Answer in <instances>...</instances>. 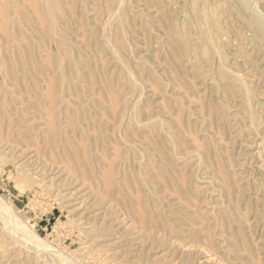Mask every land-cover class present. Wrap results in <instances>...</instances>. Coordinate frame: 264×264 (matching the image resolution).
<instances>
[{"label": "rangeland", "instance_id": "rangeland-1", "mask_svg": "<svg viewBox=\"0 0 264 264\" xmlns=\"http://www.w3.org/2000/svg\"><path fill=\"white\" fill-rule=\"evenodd\" d=\"M32 1H20L18 20L8 18V33L19 46L5 52L20 53L25 71L32 69L6 114L16 125H8L0 110V264H264V41L257 42L246 27L247 12L236 0H56L55 48L48 39L51 29L37 18L39 10L27 7ZM254 2L264 16V0ZM19 38L27 41L24 47ZM56 51L63 71L51 63ZM50 73L56 75L51 79ZM59 73L73 86L65 98L69 104L50 107L56 110L52 121L45 89L56 84ZM62 82L58 88H68ZM108 104L116 109L111 118ZM118 108L126 110L125 118ZM58 123L63 131L52 132ZM17 125L21 139L10 130ZM126 129L134 131L132 137ZM22 223L40 242L21 237ZM102 228L111 233L95 239Z\"/></svg>", "mask_w": 264, "mask_h": 264}, {"label": "bare ground", "instance_id": "bare-ground-1", "mask_svg": "<svg viewBox=\"0 0 264 264\" xmlns=\"http://www.w3.org/2000/svg\"><path fill=\"white\" fill-rule=\"evenodd\" d=\"M20 1L21 0H0V41H2L3 42V46L1 45L0 46V99H3V103H4V105L2 106V107H0V110H2L3 111V113L1 114V117L3 118V119H5V121H6V123H8V125H11V124H14V125H16L15 124V120H8V117L6 116V114H7V112L9 111V106H11V104H12V106H13V99H12V97H13V95H14V97H15V95H16V93H18L17 92V89L19 88V87H21L22 86V84L23 83H21L22 81L21 80H23V76L24 75H26L28 78H26V76L24 77V80H26V79H31V73H30V70L32 69V67H30L31 69H28V70H26L25 71V67H23V64H21V58H22V60H23V57L22 56H20L19 54L20 53H16L15 52V54H12L11 52V54H12V56L10 55H7L6 54V52H7V50H11V49H13V50H17V46H19V43L17 42V40H15V36L13 35V34H10V33H8V27H9V20H8V18H9V16H19V14L21 13V11H20ZM29 1V0H28ZM71 1V0H70ZM80 1V0H79ZM91 1V0H90ZM121 0H119L117 3H119ZM237 1V3H238V5L240 6V9L242 10V11H246L247 12V15H248V19H243V21L245 22V24L247 25L246 27H248V28H250L252 31H253V33H254V38L257 40V42H261V41H264V16L262 15V13H260L259 12V10L257 9V6H256V4H255V2H254V0H236ZM30 2H31V0H30ZM32 2H34V0L32 1ZM55 2H56V0H36L33 4H31V3H29V5L27 6V7H29L28 9H30V8H32V10H39V12L38 11H33L35 14H37L36 12H38L39 13V17H37V18H39V19H42V20H40L39 22H43V25H46L47 24V26H48V28H50L51 29V33L53 34L51 37H49L48 39H49V42H50V45H52V46H56L57 47V45L60 43V41H59V43H58V38H57V35H58V32H57V27H56V22L54 21V19L55 18H53V15H55L56 14V4H55ZM59 2V1H58ZM61 2V1H60ZM64 2V1H63ZM231 2V1H230ZM22 3V2H21ZM121 4H123L122 2H120ZM165 3V2H164ZM163 3V4H164ZM58 4V3H57ZM190 4V3H189ZM27 5V4H26ZM32 5V6H31ZM34 5V6H33ZM91 5V4H90ZM9 6V7H8ZM31 6V7H30ZM64 6H66L65 4H64ZM69 6V5H68ZM113 6V5H112ZM115 6V5H114ZM122 6V5H121ZM125 6V5H124ZM105 7V6H104ZM34 8V9H33ZM59 8V7H58ZM61 8V7H60ZM86 8V7H85ZM116 8H118V7H116ZM79 9V8H78ZM89 9H91V8H89ZM104 9V8H103ZM113 9H115V8H113ZM121 9V8H120ZM147 9V8H146ZM31 10V9H30ZM59 10V9H58ZM116 10V9H115ZM166 10V9H165ZM172 10H174V8L172 9ZM228 10V9H227ZM66 11H70V9H67ZM201 11H202V9H201ZM11 12H13V14H9V13H11ZM20 12V13H19ZM116 12H118V11H116ZM115 12V13H116ZM162 12V11H161ZM184 12V11H183ZM202 12H204V10L202 11ZM201 12V13H202ZM227 12V11H226ZM34 13H32V14H34ZM55 13V14H54ZM57 13H59V12H57ZM67 13V12H66ZM88 13V12H87ZM31 14V15H32ZM34 14V15H35ZM62 14H63V12H62ZM62 14H60V15H62ZM109 14V13H108ZM117 14V13H116ZM172 14V13H171ZM69 15V14H68ZM71 15V14H70ZM74 15V14H73ZM89 15H90V13H89ZM100 15V14H99ZM112 16V15H111ZM192 16V15H191ZM206 16V15H205ZM229 16V15H228ZM49 17V20H47V18ZM57 17V16H56ZM60 17V16H59ZM65 17V16H64ZM69 17V16H68ZM71 17H73V16H71ZM17 17H15L14 19H16ZM34 18H36L35 16H34ZM108 18H110L111 19V17H110V15H109V17ZM117 18V17H116ZM230 18V17H229ZM39 19H37V20H39ZM58 19V18H57ZM17 20H18V18H17ZM119 20V19H118ZM229 20V19H228ZM12 21V20H11ZM77 21V20H76ZM79 21V20H78ZM108 23H110V21L111 20H109L108 19ZM226 21V20H225ZM63 22V21H62ZM120 22V21H119ZM161 22V21H160ZM211 22V21H210ZM11 23V22H10ZM15 23V22H14ZM19 23H21V22H19ZM25 23V22H24ZM73 23V22H72ZM227 23H228V21H227ZM226 23V24H227ZM236 23V22H235ZM15 24H17V23H15ZM22 25V23L20 24V26ZM26 25V24H25ZM35 25H38V24H35ZM42 24H40V26H42V27H44ZM87 25H88V23H87ZM119 25H121V24H119ZM17 26V25H16ZM19 26V27H20ZM39 26V25H38ZM46 26V27H47ZM92 26V25H91ZM109 26V25H108ZM107 26V27H108ZM233 26V25H232ZM245 26V25H244ZM13 27V26H12ZM18 27V26H17ZM16 27V28H17ZM89 27V26H88ZM224 27V26H223ZM15 28V29H16ZM79 28V27H78ZM196 28V27H195ZM241 28V27H240ZM257 28V30H255ZM22 30L24 29L25 30V28H21ZM38 29H40V28H38ZM43 29V28H42ZM45 29V28H44ZM96 29V28H95ZM110 29V28H109ZM121 29V28H120ZM229 29V28H228ZM233 29V28H232ZM237 29V28H236ZM29 30V29H28ZM97 30V29H96ZM174 30V29H173ZM240 30V29H239ZM11 31L13 32V30H12V28H11ZM17 31V30H16ZM40 31H41V29H40ZM44 31V30H43ZM48 31V30H47ZM77 31V30H76ZM80 31V30H79ZM98 31V30H97ZM103 31V30H102ZM101 31V29H100V31L99 32H102ZM107 31H108V28H107ZM122 31V29L119 31V32H121ZM197 31V30H196ZM233 31V30H232ZM244 31V30H243ZM246 31V30H245ZM17 32H19V31H17ZM16 32V33H17ZM28 32V31H27ZM42 32V31H41ZM234 32V31H233ZM236 32V31H235ZM14 33V32H13ZM39 33V32H38ZM82 33H83V31H82ZM85 33V32H84ZM104 33V32H103ZM103 33H101V34H103ZM180 33V32H179ZM183 33V32H182ZM41 34V33H40ZM121 34H122V37H124L123 35V32H121ZM228 34V33H227ZM232 34V33H231ZM235 34V33H234ZM19 35H21V33L19 32ZM31 35V34H30ZM60 35V34H59ZM62 35V34H61ZM104 35H105V33H104ZM103 35V36H104ZM163 35H165V34H163ZM162 35V36H163ZM187 35V34H186ZM237 35V34H236ZM24 36V35H23ZM102 36V35H101ZM118 36V35H117ZM143 36V35H142ZM161 36V37H162ZM175 36H176V34H175ZM179 36V35H178ZM225 36V35H224ZM228 36V35H227ZM242 36V35H241ZM20 37H22V35L20 36ZM39 37V36H38ZM45 37H46V39L45 40H47V35L45 34ZM45 37H43V38H45ZM62 37V36H61ZM76 37V36H75ZM80 37H83V34H82V36L80 35ZM108 37V36H107ZM79 38V37H78ZM104 38H106V37H104ZM141 38H143V37H141ZM140 38V39H141ZM151 38V37H150ZM186 38V37H185ZM237 38V37H236ZM17 39V38H16ZM20 39V38H19ZM18 39V40H19ZM62 39V38H61ZM77 39V38H76ZM92 39V38H91ZM103 39V38H102ZM153 39V38H152ZM39 40H42L43 41V39H39ZM106 40H108V39H106ZM111 40V39H110ZM136 40V39H135ZM240 40V39H239ZM20 42H22V45H23V43L25 44V42H27L26 40H25V42L24 41H22L21 39L19 40ZM48 41V40H47ZM80 41V40H79ZM82 41V40H81ZM114 41V40H113ZM153 41V40H152ZM156 41V40H155ZM161 41V40H160ZM63 42H64V40H63ZM104 42H105V44L107 43V41H105V39H104ZM112 42V41H111ZM118 42V41H117ZM125 42V41H124ZM134 42V41H133ZM142 42H143V40H142ZM170 42V41H169ZM38 43V42H37ZM126 43V42H125ZM164 43V42H163ZM241 43V42H240ZM239 43V44H240ZM244 43V42H243ZM264 43V42H263ZM42 44V43H41ZM47 44V46H48V44L49 43H46ZM84 44V43H83ZM93 44V43H92ZM101 44V43H100ZM28 45H29V43H28ZM28 45H25V50H27L26 48H28L29 46ZM61 45V44H60ZM63 45H64V43H63ZM107 45H109L108 43H107ZM118 45H121V44H119L118 43ZM136 45V44H135ZM169 45V44H168ZM244 45V44H243ZM28 46V47H27ZM35 46V45H34ZM39 46V45H38ZM42 46V45H41ZM45 46V45H44ZM67 46V45H66ZM131 46V45H130ZM143 46V45H142ZM144 46H145V44H144ZM23 47H24V45H23ZM36 47V46H35ZM55 47V48H56ZM98 47V46H97ZM129 47V46H128ZM133 47V46H132ZM239 47V46H238ZM18 48H20V47H18ZM34 48V47H33ZM37 48V47H36ZM43 49H44V47H42ZM69 48V47H68ZM130 48V47H129ZM145 48V47H144ZM143 48V49H144ZM162 48V47H161ZM243 48V47H242ZM29 49V48H28ZM35 49V48H34ZM39 49V48H38ZM45 49H47V47L45 48ZM98 49V48H97ZM110 49V48H109ZM136 50H137V48H135ZM164 49V48H163ZM40 50V49H39ZM63 50V49H62ZM114 50V49H113ZM130 50V49H129ZM128 50V51H129ZM6 51V52H5ZM48 51H49V49H48ZM61 51V50H60ZM110 51L112 52V53H115V52H113L111 49H110ZM133 51V50H132ZM135 51V50H134ZM178 51V50H177ZM3 52H5V53H3ZM18 52V51H17ZM28 52V51H27ZM99 52V51H98ZM117 52V51H116ZM185 52V51H184ZM215 52V51H214ZM8 53V52H7ZM23 53V52H22ZM49 53V52H48ZM56 53H57V51H56ZM62 53V52H61ZM96 53V52H95ZM124 53V52H123ZM130 53V52H129ZM172 53V52H171ZM58 54V53H57ZM100 54V53H99ZM116 54V53H115ZM125 54V53H124ZM132 54H134V53H132ZM142 54V53H141ZM23 55V54H22ZM26 55V54H25ZM29 55V54H28ZM63 55V54H62ZM62 55H61V57H62ZM65 55L66 54H64V57H65ZM70 55H71V53H70ZM117 55V54H116ZM131 55V54H130ZM216 55H217V53H216ZM101 56V55H100ZM154 56V55H153ZM48 57H50V56H48ZM48 57H47V59H48ZM117 57V59L119 58L118 56H115L114 58H116ZM9 58H11V59H13L14 60V62L16 63H14L15 64V66L14 67H9V66H7V62L9 61ZM26 58V57H25ZM28 59H29V57H27ZM26 58V59H27ZM66 58V57H65ZM64 58V59H65ZM78 58H82V57H79V55H78ZM96 58H99V55H98V57H96ZM154 58V57H153ZM27 59V60H28ZM46 59V60H47ZM50 59L51 58H49V61H50ZM62 59H63V57L62 58H60V56H59V54H58V56H56L55 58H53L52 60H51V63H53L54 65H56V66H58V68H59V70L57 69V67H56V70H58V71H60V70H62V65L63 64H61V61H62ZM91 59V58H90ZM95 59V58H94ZM100 59V58H99ZM102 59V58H101ZM121 59V58H120ZM69 60V59H68ZM79 60V59H78ZM111 60V59H110ZM109 60V61H110ZM139 60V59H138ZM25 61V60H24ZM23 61V62H24ZM29 61V60H28ZM67 61V60H66ZM71 61H72V59H71ZM101 61V60H100ZM103 61V60H102ZM118 61H120V60H118ZM117 61V62H118ZM68 62V61H67ZM98 62V61H97ZM103 62H105V61H103ZM9 63V62H8ZM25 63V62H24ZM30 63V62H29ZM124 63V62H123ZM141 63V62H140ZM143 63H145V62H143ZM251 63V62H250ZM10 64V66H11V63H9ZM31 64V63H30ZM29 64V65H30ZM37 64V63H36ZM81 64V63H80ZM84 64V63H83ZM94 64V63H93ZM101 64V63H100ZM120 64H122L121 62H120ZM243 64V63H242ZM22 65V66H21ZM27 65V64H26ZM40 65V64H39ZM48 66H50V64H47ZM75 65V64H74ZM126 65V64H125ZM246 64H244V66H245ZM255 65V64H254ZM81 66V65H80ZM98 66V65H97ZM123 66V68H125L124 67V65H122ZM51 67V66H50ZM120 67V66H119ZM222 67V66H221ZM35 68V67H34ZM40 68V67H39ZM52 68H54V67H52ZM80 68V67H79ZM102 68V67H101ZM101 68H100V71H101ZM127 68H128V66H127ZM246 68V67H245ZM136 69V68H135ZM224 69V68H223ZM50 70V69H49ZM124 71H125V69H123ZM128 70V69H127ZM127 70H126V72H127ZM256 70H258V69H256ZM34 71V70H33ZM42 71V70H41ZM51 71V70H50ZM53 71H55V70H53ZM63 71V70H62ZM77 71V70H76ZM80 71V70H79ZM85 71H86V68H85ZM92 71V70H91ZM90 71V72H91ZM95 71V70H94ZM130 71V70H129ZM136 71V70H135ZM166 71V70H165ZM169 71V70H168ZM239 71V70H238ZM247 71V70H246ZM258 71H260V70H258ZM26 72V73H25ZM36 72V71H35ZM52 72V71H51ZM237 72V71H236ZM243 72H245V70L243 71ZM261 72V71H260ZM76 73H78V72H76ZM128 73V72H127ZM250 73V72H249ZM256 73V72H255ZM262 73V72H261ZM17 74H19V76H17ZM37 74H39V73H37ZM41 74H45V73H43V72H41ZM51 74V73H50ZM55 74V73H54ZM54 74H53V76H54ZM95 74V73H94ZM121 74V73H120ZM126 74V73H125ZM234 74V73H233ZM236 74V73H235ZM36 75V74H35ZM40 75V74H39ZM46 75V74H45ZM56 75V74H55ZM71 75V74H70ZM153 75V74H152ZM164 75V74H163ZM226 75V74H225ZM245 75V74H244ZM254 75V74H253ZM37 76V75H36ZM52 74H51V79H52ZM59 76V77H58ZM58 76L55 78L56 80V84H54L53 82H51L49 85L51 86L50 88H48L47 87V89H48V91H47V89H45L46 90V93H47V95L49 96L48 98H50V102H49V104H52V106H48L49 107V111L51 110V108H55L57 105H61V104H65V103H68V100H66L65 98H66V94H67V91L73 86L72 84L73 83H71V82H69L68 80H66V78H65V76H62V74H58ZM62 76V77H61ZM121 76V75H120ZM130 75H128V77H129ZM145 76V75H144ZM236 76V75H235ZM238 76V75H237ZM248 76V75H247ZM255 76V75H254ZM38 77V76H37ZM42 77V76H41ZM41 77H39L38 79H40ZM71 77H72V75H71ZM70 77V78H71ZM83 77V76H82ZM94 77V76H93ZM241 77H242V75H241ZM251 77V76H250ZM68 79H70L69 77H67ZM91 78V77H90ZM102 78V77H101ZM127 78V77H126ZM130 78V77H129ZM139 78V77H138ZM171 78V77H170ZM247 78V77H246ZM252 78V77H251ZM250 78V79H251ZM256 78V77H255ZM42 79V78H41ZM58 79V80H57ZM123 79V78H122ZM172 79V78H171ZM239 79V78H238ZM253 79V78H252ZM36 80V79H35ZM99 80V79H98ZM132 81H133V75H132V79H131ZM240 80H243V79H240ZM27 81V80H26ZM54 81V80H53ZM58 81H63L64 83L65 82H68L69 83V86H68V88H64L63 86H61L60 88H58V86H57V82ZM77 81H79V79L77 80ZM76 81V82H77ZM104 81V80H103ZM140 81H141V79H140ZM167 81V80H166ZM255 81V80H254ZM256 81H257V79H256ZM15 82H16V85H15ZM24 82V81H23ZM28 82V81H27ZM36 82V81H35ZM62 82V83H63ZM73 82V81H72ZM91 82V81H90ZM145 82V81H144ZM243 82V81H242ZM14 83V84H13ZM62 83H61V85H62ZM77 83H79V82H77ZM127 83V82H126ZM170 83V82H169ZM241 83V82H240ZM244 83V82H243ZM250 83V82H249ZM13 84V85H12ZM28 84V83H27ZM51 84H54L53 86L51 85ZM131 84V83H130ZM172 84V83H171ZM31 85H32V83H31ZM72 85V86H71ZM90 85V84H89ZM125 85V84H124ZM141 85V84H140ZM139 85V86H140ZM173 85V84H172ZM179 85V84H178ZM249 85V84H248ZM71 86V87H70ZM139 86H137L138 88H139ZM24 87V86H23ZM91 87V86H90ZM90 87H88L89 89H90ZM115 87H116V85H115ZM141 87V86H140ZM242 87H244L243 86V84H242ZM24 88H26V87H24ZM24 88L22 89V91L25 93V91H24ZM33 89H36L37 90V88H35V87H32ZM88 88H87V90H88ZM92 88L93 87H91V89H90V91L92 90ZM103 88V87H102ZM167 88V87H166ZM260 88V87H259ZM8 89H10V92H8V91H6V90H8ZM141 89V88H140ZM244 89H245V87H244ZM19 90V89H18ZM82 90V89H81ZM96 90V89H95ZM104 90V89H103ZM135 90V89H134ZM142 90V89H141ZM172 90H174V89H172ZM246 90V89H245ZM256 90V89H255ZM59 91V92H58ZM97 91V90H96ZM96 91H95V93H93V94H96ZM171 91V90H170ZM98 92V91H97ZM105 92V91H104ZM245 92V91H244ZM20 93V92H19ZM18 93V94H19ZM83 93V92H82ZM28 93H26V95H27ZM36 94V93H35ZM45 94V93H44ZM76 94H78V93H76ZM142 94V93H141ZM140 94V95H141ZM256 94V93H255ZM258 94V93H257ZM39 95H40V91H39ZM42 95V94H41ZM40 95V96H41ZM125 95V94H124ZM17 96V95H16ZM44 96V95H43ZM42 96V97H43ZM46 96V95H45ZM70 96V95H69ZM74 96V95H73ZM87 96H89V95H87ZM95 96V95H94ZM242 96H243V98L245 99V100H247L248 101V95L247 94H243L242 93ZM264 96V95H263ZM18 98L20 97V96H17ZM84 97V96H83ZM127 97V96H126ZM126 97H125V99H126ZM254 97V96H253ZM26 98H28V97H26ZM46 98H47V96H46ZM68 98V97H67ZM71 98V97H70ZM76 98V97H75ZM92 98V97H91ZM105 98V97H104ZM123 98V97H122ZM175 98V97H174ZM186 98V97H185ZM14 99H16V98H14ZM21 99V98H20ZM20 99H18V100H20ZM90 99V98H89ZM97 99V98H96ZM115 99V98H114ZM140 99V98H139ZM178 99V98H177ZM180 99H182V98H180ZM252 99V98H251ZM18 100H17V103H19L18 102ZM48 100V99H47ZM74 100V99H73ZM113 100V99H112ZM174 100V99H173ZM16 101V100H15ZM23 101V100H22ZM41 101V100H40ZM46 101V100H45ZM49 101V100H48ZM75 101H77V99H75L74 100V102ZM99 101V100H98ZM108 101V100H107ZM115 101L116 100H114V103H115ZM182 101V100H181ZM249 101H250V99H249ZM248 101V102H249ZM37 102V101H36ZM72 102V101H71ZM100 102V101H99ZM98 102V103H99ZM110 102V101H109ZM22 103V102H21ZM47 103V102H46ZM73 103V102H72ZM102 103H104V102H102ZM120 103V102H119ZM119 103H117V104H119ZM125 103V102H124ZM136 103H138V101L136 102ZM186 103V102H185ZM22 104H24V103H22ZM45 104V103H44ZM69 104V103H68ZM67 104V105H68ZM76 104V103H75ZM80 104V103H79ZM79 104L77 103L76 105L79 107ZM90 104H91V102H90ZM127 104V103H126ZM250 104V103H249ZM17 105V104H16ZM15 104H14V106H16ZM29 105V104H28ZM35 105H36V103H35ZM48 105V104H47ZM100 105H101V102H100ZM109 105V104H108ZM123 105V104H122ZM138 105V104H137ZM182 105V104H181ZM93 106V105H92ZM107 106V105H106ZM116 106V105H115ZM132 106V105H131ZM248 106V105H247ZM20 107H21V105H20ZM23 107H24V105H23ZM23 107H21V108H23ZM47 107V106H46ZM51 107V108H50ZM63 107V106H62ZM81 107H83L82 105H81ZM94 107V106H93ZM108 107V106H107ZM111 106L109 105V108H110ZM116 107H118V106H116ZM159 107V106H158ZM211 107H212V105H211ZM210 107V108H211ZM227 107V106H226ZM12 108H14V107H12ZM16 108V107H15ZM21 108H20V110H21ZM80 108V107H79ZM78 108V109H79ZM104 108V107H103ZM109 108H107L108 110H109ZM123 108H125V107H123ZM127 108V107H126ZM129 108V107H128ZM132 108H134V106L132 107ZM131 108V109H132ZM174 108V107H173ZM180 108H181V106H180ZM263 108V107H262ZM11 109V108H10ZM48 109V108H47ZM47 109H46V111H47ZM102 109V108H101ZM111 109V108H110ZM119 109V108H118ZM188 109V108H187ZM213 109V108H212ZM251 108L249 107V110H250ZM22 110H24V109H22ZM44 110V109H43ZM53 110V109H52ZM63 110V109H62ZM82 110V109H81ZM100 110V109H99ZM112 110V113H110V118L112 117V114L114 113V111L116 110H113V109H111ZM110 110V111H111ZM123 110L124 109H122V108H120L118 111H119V115L118 116H120V114L122 115V114H124V113H122L123 112ZM181 110V109H180ZM248 110V111H249ZM12 111H15V110H12ZM25 111V110H24ZM37 111H39V110H37ZM48 111V112H49ZM60 111V110H59ZM69 111V110H68ZM80 111V110H79ZM124 111H126V110H124ZM133 111H134V109H132V113H133ZM19 112H21V111H19ZM36 112V111H35ZM41 112H43V111H41ZM51 112V111H50ZM55 112H56V110H54V111H52L51 112V117H49L52 121H54L55 120ZM64 112V111H63ZM65 112H66V110H65ZM92 112V111H91ZM101 112V111H100ZM129 112V111H128ZM160 112V111H159ZM180 112H182V111H180ZM9 113V112H8ZM10 113H11V111H10ZM9 113V114H10ZM24 113V112H23ZM39 113V112H38ZM54 113V114H53ZM67 113V112H66ZM130 113V112H129ZM185 113V112H184ZM14 113L12 112V115H13ZM35 114H37V113H35ZM44 114V113H43ZM80 114V113H79ZM83 114V113H82ZM107 114H109V113H107ZM134 114V113H133ZM186 114V113H185ZM247 114V113H246ZM38 115V114H37ZM42 115V114H41ZM46 115V114H45ZM52 115H53V117H52ZM65 115V114H64ZM66 115H68L69 116V113L68 114H66ZM104 115H105V113H104ZM125 115L126 114H124V116H123V118H125ZM19 116V115H18ZM22 116V115H21ZM44 116V115H43ZM113 116H114V114H113ZM133 116V115H132ZM185 116V115H184ZM242 116H243V114H242ZM248 116H250V115H248ZM12 117H15V115L14 116H12ZM17 117V116H16ZM46 117H47V115H46ZM138 117V116H137ZM256 117V116H255ZM39 118V117H38ZM44 118V117H43ZM48 118V117H47ZM61 118H63V117H61ZM66 118H68V117H66ZM78 118V117H77ZM97 118V117H96ZM96 118H94V119H96ZM103 118V117H102ZM109 118V119H110ZM114 119H115V117H113ZM127 118V117H126ZM133 118V117H132ZM251 118V117H250ZM249 118V119H250ZM37 119V118H36ZM46 119V118H45ZM49 119V120H50ZM72 119V118H71ZM156 119V118H155ZM154 119V120H155ZM40 120V119H39ZM61 120H65L64 118L63 119H61ZM83 120V119H82ZM92 120V119H91ZM127 120V119H126ZM125 120V121H126ZM134 120H135V118H134ZM159 118H158V122H159ZM206 120V119H205ZM251 120V119H250ZM258 120V119H257ZM41 121V120H40ZM51 121V122H52ZM60 121V120H59ZM99 121H100V119H99ZM120 121H121V117H120ZM119 121V122H120ZM153 121V120H152ZM161 121V120H160ZM213 121V120H212ZM241 121V120H240ZM16 122H17V120H16ZM50 121H48V123H49ZM64 122V121H63ZM66 122V121H65ZM69 121H67V123H65V124H68L69 126H70V123H68ZM72 122V121H71ZM77 122V121H76ZM114 122V121H113ZM122 122V121H121ZM124 122V121H123ZM136 122V121H135ZM208 122V121H207ZM206 122V123H207ZM231 122H232V120H231ZM258 122V121H257ZM40 123V122H39ZM59 123H61V122H59ZM58 123V124H59ZM93 123V122H92ZM127 123V122H126ZM125 123V124H126ZM131 123V122H130ZM144 123V122H143ZM143 123H142V125H143ZM162 123V122H161ZM183 123V122H182ZM247 123V122H246ZM50 124V123H49ZM72 124V123H71ZM101 124V123H100ZM114 124V123H113ZM118 124V123H117ZM138 124V123H137ZM145 124V123H144ZM250 124H251V122H250ZM51 125V124H50ZM62 125H63V123H62ZM67 125V126H68ZM88 125H89V122H88ZM98 125V124H97ZM104 125V124H103ZM102 125V126H103ZM107 125V124H106ZM111 125V124H110ZM109 125V126H110ZM123 125H124V123H123ZM127 125H129V124H127ZM133 125H135V123L133 124ZM183 125V124H182ZM237 125V124H236ZM252 125V124H251ZM73 126V125H72ZM72 126H71V128H72ZM80 126V125H79ZM125 126V125H124ZM162 126V125H161ZM161 126L159 125V128H161ZM180 127V125H177V127ZM185 126V125H184ZM214 126V125H213ZM245 126V125H244ZM246 126H247V124H246ZM16 127H17V129H16ZM16 127H11V131H12V129H13V131L14 132H17L18 133V135L19 134H21L20 133V131H19V129H18V125L16 126ZM52 127V126H51ZM50 127V128H51ZM117 127H118V129H119V125H117L116 126V129H117ZM130 127V126H129ZM132 127V126H131ZM187 127V126H186ZM216 127V126H215ZM250 127H252V126H250ZM38 128V127H37ZM54 128V129H53ZM53 128H51L53 131L52 132H58V130L61 128V124H59V126L57 125V126H55V127H53ZM111 128V127H110ZM126 128H128L127 126H126ZM158 128V129H159ZM183 128V127H182ZM246 128V127H245ZM32 129V128H31ZM51 129H50V131H51ZM62 129V128H61ZM66 129V128H65ZM64 129V130H65ZM156 129V128H155ZM175 129H177V128H175ZM214 129V128H213ZM46 130V129H45ZM72 130V129H71ZM70 130V131H71ZM82 130V129H81ZM85 130V129H84ZM87 130V129H86ZM85 130V131H86ZM103 130V129H102ZM111 130H112V128H111ZM122 130V129H121ZM131 131H133L132 129H130ZM217 130V129H216ZM12 131V132H13ZM62 131H63V129H62ZM66 131H68V130H66ZM69 131V132H70ZM73 131V130H72ZM83 131V130H82ZM126 131L128 132V130L126 129ZM131 131H129L130 132V136H131V134H132V132ZM163 131V130H162ZM11 132V133H12ZM37 132V131H36ZM65 132V131H64ZM87 132V131H86ZM91 132H93V130L91 131ZM96 132V131H95ZM112 132H114V131H111V133ZM117 132H118V130H117ZM128 132V133H129ZM134 132V131H133ZM226 132V131H225ZM16 133V134H17ZM32 133V132H31ZM40 133H41V131H40ZM47 134H48V130H47V132H46ZM89 133V132H88ZM110 133V132H109ZM110 133V136H112V134ZM254 133V132H253ZM15 134V133H14ZM28 134V133H27ZM34 134V133H33ZM37 134H39V133H37ZM42 134V133H41ZM41 134H39V135H41ZM53 134V133H52ZM51 133H50V135L49 136H51L52 135ZM62 134V133H61ZM65 134V133H64ZM86 134V133H85ZM84 134V135H85ZM94 134V133H93ZM100 134V133H99ZM118 134V133H117ZM175 134H176V131H175ZM29 135V134H28ZM71 135H72V132H71ZM76 135H79V133L78 134H76ZM89 135H91V134H88V136ZM139 135V134H138ZM230 135V134H229ZM34 136V135H33ZM38 136V135H37ZM48 136V137H49ZM54 136H57V135H55V134H53V139H54ZM96 136H97V134H96ZM104 136V135H103ZM123 136V135H122ZM126 136V135H125ZM133 136V135H132ZM131 136V137H132ZM136 136V135H135ZM145 136V135H144ZM19 137H20V135H19ZM29 137H31V135L29 136ZM34 137H36V135L34 136ZM60 137V136H59ZM72 137V136H71ZM90 137V136H89ZM93 137H94V135H93ZM140 137H142V136H140ZM157 137V136H156ZM38 138V137H37ZM40 138H43V136H40ZM73 138V137H72ZM90 138H92V137H90ZM102 138V137H101ZM101 138H99V140L101 139ZM119 138H120V136H119ZM123 138H124V136H123ZM126 138V137H125ZM133 138H136V137H133ZM145 138V137H144ZM155 138V137H154ZM256 138V137H255ZM20 139H21V137H20ZM27 139V138H26ZM33 139H36V138H33ZM32 139V137H31V140H32V142L34 141ZM48 139V138H47ZM60 139V138H59ZM68 138H66V140H67ZM71 139V138H70ZM75 139V138H74ZM73 139V140H74ZM78 139V138H77ZM122 139V138H121ZM127 139V138H126ZM130 139V138H129ZM229 139H231V138H229ZM14 140V139H13ZM18 140V139H17ZM29 140V139H28ZM27 140V141H28ZM38 140V139H37ZM36 140V142L38 143V141ZM42 140V139H41ZM44 140V139H43ZM50 140H52L51 139V137H50ZM55 140V139H54ZM54 140H52V141H54ZM63 140V139H62ZM82 140V139H81ZM83 140H84V138H83ZM88 140V139H87ZM86 140V141H87ZM92 140H93V143H94V138H92ZM136 140V139H135ZM145 140V139H144ZM20 141H22V140H20ZM51 141V142H52ZM68 142H69V140H67ZM71 141V140H70ZM75 141V140H74ZM110 141V140H109ZM109 141H106V142H109ZM142 142H143V140H141ZM172 141V140H171ZM230 141H232V140H230ZM253 141H254V139H253ZM14 142V141H13ZM25 142V141H24ZM36 142H35V144H36ZM46 142V141H45ZM51 142H50V144L49 145H52L53 144V142H52V144H51ZM55 142V141H54ZM111 142V141H110ZM113 142H114V140H113ZM125 142V141H124ZM140 142V141H139ZM173 142V141H172ZM171 142V143H172ZM239 142V141H238ZM1 143V142H0ZM6 143V142H5ZM19 143V142H18ZM22 143V142H21ZM40 144H41V142H39ZM48 143V142H47ZM63 143V142H62ZM86 143V142H85ZM90 143V142H89ZM115 143V142H114ZM127 142H125V144H126ZM234 143V142H233ZM254 143V142H253ZM259 143H260V141H259ZM7 144V143H6ZM14 144H16V143H14ZM29 144H30V142H29ZM31 144H33V143H31ZM66 144V143H65ZM69 144V143H68ZM72 144V143H71ZM118 144V143H117ZM128 144H130V143H128ZM143 144H146L145 143V141H144V143ZM237 144V143H236ZM240 144V143H239ZM261 144V143H260ZM8 145V144H7ZM27 145H28V143H27ZM34 145V144H33ZM37 145V144H36ZM46 145V144H45ZM49 145H47V146H49ZM57 145V144H56ZM55 145V146H56ZM88 145H90V144H88ZM135 145V144H134ZM229 145V144H228ZM255 146H256V144H254ZM263 145V144H262ZM262 145H261V147H262ZM12 146H14V145H12ZM32 146V145H31ZM31 146H28L29 148L31 147ZM39 146H41V145H39ZM39 146H37V147H39ZM44 146V145H43ZM53 147L52 148H55V146L54 145H52ZM58 146V145H57ZM66 146H67V144H66ZM86 146H87V144H86ZM91 146H93V145H91ZM95 146V145H94ZM93 146V147H94ZM130 146V145H129ZM139 146V145H138ZM141 146V145H140ZM172 146H174V145H172ZM226 146V145H225ZM248 146V145H247ZM7 147V146H6ZM17 147V146H16ZM25 147H26V145H25ZM34 147H36L35 145H34ZM46 147V146H45ZM69 147H71V146H69ZM118 147H119V145H118ZM117 147V148H118ZM120 147H121V145H120ZM132 147V146H131ZM175 147V146H174ZM252 147V146H251ZM8 148V147H7ZM9 148H11V149H13L14 150V148L13 147H9ZM60 148H62V147H60ZM59 148V149H60ZM125 148V147H124ZM146 148V147H145ZM16 149V148H15ZM27 149V148H26ZM57 149V148H56ZM64 149V148H63ZM133 147H132V151H133ZM261 149H263V147L261 148ZM23 150H25V149H23ZM50 150V149H49ZM52 150V149H51ZM61 150V149H60ZM59 150V151H60ZM143 151L145 150V149H142ZM244 150V149H243ZM22 150H20V151H18V152H21ZM27 151V150H26ZM260 151H262V150H260ZM260 151H258V152H260ZM30 152H32V151H30ZM34 152V151H33ZM120 152V151H119ZM130 152V151H129ZM135 152H137V151H135ZM12 153V152H11ZM21 153H23V151L21 152ZM35 153V152H34ZM134 153V152H133ZM140 153V152H139ZM16 154V153H15ZM15 154H14V156H15ZM28 154V153H27ZM138 154V153H137ZM142 154V153H141ZM140 154V155H141ZM146 154V153H145ZM145 154H144V157H145ZM261 154V153H260ZM24 155H26V154H24ZM31 155V154H30ZM36 155V154H35ZM32 156V155H31ZM143 156V155H142ZM141 156V157H142ZM230 156V155H229ZM246 156V155H245ZM25 157V156H24ZM36 158L34 159V160H37V156H35ZM146 157H147V154H146ZM12 158V157H11ZM19 158V157H18ZM32 158H34L33 156L32 157H29L28 158V160H32ZM144 159V158H143ZM147 159V158H146ZM228 159V158H227ZM13 160V159H12ZM21 160V159H20ZM228 160H230V159H228ZM149 161V160H148ZM35 162V161H34ZM38 162V161H37ZM230 162V161H229ZM32 163V162H31ZM30 163V164H31ZM228 163V162H227ZM240 163V162H239ZM33 164V163H32ZM141 164V163H140ZM151 164V163H150ZM229 164H231V163H229ZM233 164V163H232ZM17 165V164H16ZM234 165V164H233ZM237 165V164H236ZM258 165V164H257ZM259 165H261V163L259 164ZM24 166V165H23ZM29 166V165H28ZM263 166V165H262ZM21 167H22V165H21ZM232 166H230V168H231ZM237 167V166H236ZM261 167V166H260ZM264 167V166H263ZM143 168H146L145 166L143 167ZM23 169H25V168H23ZM22 169V170H23ZM37 169V168H36ZM262 169V168H261ZM145 170V169H144ZM231 170H233L232 168H231ZM26 172V171H25ZM24 173V172H23ZM40 173V172H39ZM44 173V172H43ZM45 174V173H44ZM23 175V174H22ZM27 175V174H26ZM53 175H55L54 174V172H53ZM24 176V175H23ZM33 176V175H32ZM31 176V177H32ZM44 176V175H43ZM42 176V177H43ZM46 176H47V174H46ZM247 176V175H246ZM46 178V177H45ZM109 178V177H108ZM108 178H107V181H108ZM47 179V178H46ZM111 179V178H110ZM109 183H111L112 184V181L111 182H109ZM67 195V194H66ZM70 195V194H69ZM74 198V197H73ZM71 200V199H70ZM73 201V200H72ZM83 201V200H82ZM2 204V203H1ZM3 206V205H2ZM71 206V205H70ZM75 207V206H74ZM4 208V207H3ZM212 212V211H211ZM12 216V215H11ZM10 216V217H11ZM264 220V219H263ZM19 223H21V222H19ZM18 223V224H19ZM18 224H17V226H18ZM262 224V223H261ZM24 224L22 223V226H21V224H20V228H21V234L23 233V235H24V237L23 236H21L23 239L25 238H29V240L31 239L32 240V242H40L39 240V237L37 236V235H35L27 226L25 227V225L23 226ZM13 226H15V225H12V227ZM104 226V225H103ZM11 227V228H12ZM16 227V226H15ZM99 228V227H98ZM100 228H101V226H100ZM108 228V227H107ZM16 229H18V228H16ZM11 230H13V228L11 229ZM10 230V233L12 232ZM15 230V229H14ZM95 230H98V229H96L95 228ZM100 230V229H99ZM19 231V230H18ZM101 232H99V231H96V232H98L96 235H95V233L93 234V235H95V236H97V238H95V239H99V238H102L103 236H108L109 234V230H107V229H101L100 230ZM5 232H6V230H5ZM15 232H16V230H15ZM19 232V233H20ZM92 232H94V230L92 231ZM7 233H9L8 231H7ZM9 233V234H10ZM19 233H16V235H19ZM111 233V232H110ZM12 234V233H11ZM13 234H15L14 232H13ZM13 234H12V236H13ZM15 236V235H14ZM18 237H20V235L18 236ZM18 237H17V239H18ZM1 238V237H0ZM13 238V237H12ZM14 238H16V237H14ZM21 238V239H22ZM150 238V237H149ZM24 239V240H25ZM147 239V238H146ZM151 239V238H150ZM1 240V239H0ZM28 240V241H29ZM30 240V241H31ZM4 241V240H3ZM15 242V241H14ZM21 243V242H20ZM26 244V243H25ZM34 244V243H33ZM10 245V244H9ZM14 245V244H13ZM27 245V244H26ZM32 245V244H31ZM16 246V245H15ZM20 246V245H19ZM23 246V245H22ZM11 247H12V245H11ZM21 247V246H20ZM15 249V248H14ZM17 249H19V248H17ZM11 250V249H10ZM12 250H13V247H12ZM46 250V249H45ZM44 250V251H45ZM6 251H9V249L8 250H6ZM47 251V250H46ZM45 251V252H46ZM51 251V250H50ZM4 252V251H3ZM10 252V251H9ZM14 252H15V250H14ZM5 253V252H4ZM7 253V252H6ZM20 253V252H19ZM48 253H50V255L52 254L51 252H49L48 251ZM12 254H13V252H12ZM11 253L10 254H8V255H12ZM44 254H46V253H44ZM54 254H56V252L54 253ZM58 254V253H57ZM4 255H6V254H4ZM8 255H7V257H8ZM14 255V254H13ZM17 255H20V254H17ZM16 256V255H15ZM45 256V255H44ZM49 256V255H48ZM52 256V255H51ZM206 256H207V254H206ZM205 256V257H206ZM211 256H213V255H211ZM11 257V256H10ZM210 257V256H209ZM6 258V257H5ZM15 258V257H14ZM13 258V259H14ZM18 258V257H17ZM66 258V257H65ZM10 259V258H9ZM18 259H20V258H18ZM64 259V258H63ZM211 259V258H210ZM17 260V259H16ZM55 260V259H54ZM206 260V259H205ZM209 260V259H208ZM212 260H214L213 258H212ZM211 260V261H212ZM14 262H15V260H13ZM18 261V260H17ZM47 261V260H46ZM189 261V260H188ZM187 261V262H188ZM207 261V260H206ZM216 261V260H215ZM19 262V261H18ZM17 262V263H18ZM52 262L54 263V261L52 260ZM58 262H59V260H58ZM62 262V261H61ZM61 262H59V263H61ZM66 262H68L67 261V259H66ZM184 262V261H183ZM187 262H184L183 264H190V263H187ZM190 262H191V260H190ZM63 263V262H62ZM209 263V262H208ZM54 264H58L57 263V260H56V263H54ZM64 264V263H63ZM65 264H67V263H65ZM69 264V263H68ZM191 264H193V262H191Z\"/></svg>", "mask_w": 264, "mask_h": 264}]
</instances>
